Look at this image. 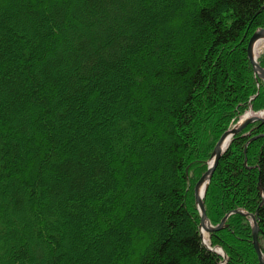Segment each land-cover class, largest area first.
Instances as JSON below:
<instances>
[{"label": "trees", "instance_id": "1", "mask_svg": "<svg viewBox=\"0 0 264 264\" xmlns=\"http://www.w3.org/2000/svg\"><path fill=\"white\" fill-rule=\"evenodd\" d=\"M260 28L264 0H0V264H220L194 186L264 110ZM260 134L231 138L203 200L214 227L258 215L264 256ZM207 244L260 264L243 214Z\"/></svg>", "mask_w": 264, "mask_h": 264}, {"label": "water", "instance_id": "2", "mask_svg": "<svg viewBox=\"0 0 264 264\" xmlns=\"http://www.w3.org/2000/svg\"><path fill=\"white\" fill-rule=\"evenodd\" d=\"M262 40H264V28L257 29L252 34V36L250 37V39L248 41V45H247V56H248V59L250 60V62L252 64L253 71H254L256 77L264 82V68L259 65L258 60H257L258 56L255 55L256 45L258 42H260ZM260 114H261L260 116H257V115L248 116V114H244L232 129H229L222 134V136L220 137V139L216 143V146L212 152L207 171L200 177V179L197 181V183L194 186V197H195V203H196V206H197V209L200 213V218H201L199 230H200V234H201L202 238H203V231L205 233L209 234L213 231L220 230V229L224 228L226 220L230 214H232V213L243 214L244 216L249 218L251 221V224H252V244H253L254 250L257 254L259 263L264 264V256L262 254V251L260 248V243L258 240V234L260 231V229L258 227L259 216L254 215V214L245 213L242 210H232L221 220V222L216 227H214L210 224V222L207 218L204 200H203L205 197V193H206L208 183L211 179L212 173H213L214 168L216 166V163H217L218 159L220 158V156L226 151V149L230 145L231 138L235 134L241 132L248 125H251V124H254L257 122L264 123V112H260ZM248 134H250V133H247V135ZM262 136H264V134L255 135V136L251 137V139L248 141V143L259 138V137H262ZM202 188H203V191H201ZM258 191H259L260 196L262 197V200L260 203V205H262L264 203V189L261 187L260 184L258 185ZM203 243L211 251H214L217 254L221 255L224 258V260L222 261L221 264H225L226 255L222 251L221 248H210L204 240H203ZM218 249H220L223 253H221Z\"/></svg>", "mask_w": 264, "mask_h": 264}, {"label": "bare ground", "instance_id": "3", "mask_svg": "<svg viewBox=\"0 0 264 264\" xmlns=\"http://www.w3.org/2000/svg\"><path fill=\"white\" fill-rule=\"evenodd\" d=\"M264 48V40H262V41H260V42H258L257 43V45H256V49H255V55L256 56H258V53L262 50ZM254 114H252V112H249L248 113V116H253ZM259 115H261V114H259ZM201 191H203V188H202V190ZM203 240L206 242V243H208V236H207V233H205L204 231H203ZM221 253H223L220 249H218Z\"/></svg>", "mask_w": 264, "mask_h": 264}, {"label": "rangeland", "instance_id": "4", "mask_svg": "<svg viewBox=\"0 0 264 264\" xmlns=\"http://www.w3.org/2000/svg\"><path fill=\"white\" fill-rule=\"evenodd\" d=\"M262 53H264V48L258 53V56H260ZM263 82V81H262ZM264 83V82H263ZM262 111H264V110H260V111H253V110H251V109H249L246 113H244V114H248L249 112H252V114H254L253 116H255V115H259L260 113L259 112H262ZM235 125H233L230 129H232L233 127H234ZM229 130V129H228ZM208 165H209V162H208Z\"/></svg>", "mask_w": 264, "mask_h": 264}]
</instances>
